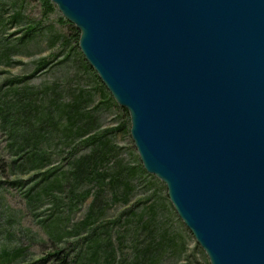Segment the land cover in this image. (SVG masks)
Returning a JSON list of instances; mask_svg holds the SVG:
<instances>
[{
	"label": "water",
	"instance_id": "obj_1",
	"mask_svg": "<svg viewBox=\"0 0 264 264\" xmlns=\"http://www.w3.org/2000/svg\"><path fill=\"white\" fill-rule=\"evenodd\" d=\"M211 264H264V0H51Z\"/></svg>",
	"mask_w": 264,
	"mask_h": 264
},
{
	"label": "rangeland",
	"instance_id": "obj_2",
	"mask_svg": "<svg viewBox=\"0 0 264 264\" xmlns=\"http://www.w3.org/2000/svg\"><path fill=\"white\" fill-rule=\"evenodd\" d=\"M80 35V30L51 0H0V111L5 103L11 104L10 110L16 113L14 120L21 129L36 127L37 122L24 118L40 114H51L59 121L58 125L65 126L66 114L77 118L71 104L80 99L83 106L79 111L91 112L96 120L89 134L96 133L100 137L93 145L79 147L71 159L67 158V146L64 147L61 139L47 132V137L38 144L30 142L17 153L11 144L10 129L3 124L0 113V253L3 249L27 247L26 254L11 264H61L60 258L49 257L48 253L85 238L67 256L65 264H79L78 259L73 261L72 258L79 250L83 255L80 261H88L84 256L96 248L99 260H93L92 264H120L121 253L115 262L107 259L111 250L109 241L117 244L128 220L132 226L151 220L155 210L159 230L167 231L176 236V242L184 243L176 252H166L158 264H210L204 249L178 216L165 183L149 173L140 160L130 134V112L116 102L110 89L86 61L79 47ZM7 48L12 49L9 62L3 55ZM43 58L49 59V64L36 71ZM23 76V81H11ZM30 104L39 110H30ZM122 123L129 126L128 132L111 131ZM48 125L45 129L54 132ZM104 143L111 157L98 166L97 172H109V182L121 171L117 178L122 174V179L132 187L127 199L120 196L122 186L117 200H113L116 196H113L112 186L106 183L101 189L100 178L94 176L93 162L83 178L65 174L71 169L72 160L89 154L92 147L101 149ZM63 149L65 152L61 153ZM43 152H47V159ZM95 162L98 164L97 160ZM44 173L50 174L44 178ZM15 180L24 183L17 184ZM30 187L33 188L31 198L26 193ZM88 189H92L91 194L85 197ZM101 190L103 193L97 196ZM87 218L89 224L78 234L68 233ZM41 219H46L45 223ZM51 227L67 234L59 240L53 238ZM141 239L145 240L142 235L127 237L126 253ZM127 257L132 259L128 253Z\"/></svg>",
	"mask_w": 264,
	"mask_h": 264
},
{
	"label": "trees",
	"instance_id": "obj_3",
	"mask_svg": "<svg viewBox=\"0 0 264 264\" xmlns=\"http://www.w3.org/2000/svg\"><path fill=\"white\" fill-rule=\"evenodd\" d=\"M27 33H30V30ZM20 40H23L22 36ZM7 49L8 50H6V52H4L3 55L6 61L9 62L10 53L12 49L11 48H7ZM48 64H49V59L47 60L43 58L41 62L38 63L36 71H38L39 69L43 67H46ZM24 78L25 76L12 79L11 81L13 82L23 81ZM79 100L78 102L71 104V111H73V113L77 115V118L73 119V116L69 115V113L67 112L68 114H66L65 116L68 122H66L65 126L58 125L59 121L54 120L51 114H48V115L40 114L39 116L37 115L36 117L24 118L26 120L30 118L31 121L33 119V121L37 122L36 127L31 126V130H26L24 128L21 129V127H19L18 122L14 120V116H13V114H16V113L11 111L12 105L5 103V105L1 107L0 113L2 115L3 124H6L7 128L10 129L9 134L11 136V144L15 148L14 151L19 153L21 150H24L27 146H29L30 142H34L35 144H38V142H40L41 140L47 137L46 132L47 134L48 133L52 134V137L54 138L59 137L62 143L64 144V147L65 146L68 147V148L65 147V149H67L66 152H67L68 159H71V157H73L77 153L76 151L78 150L79 147L95 144L100 139V137L96 133L89 134V132L90 130L94 128L96 120L94 118V115H92L91 112L82 113L81 111H79L81 106H83L82 102ZM23 106L27 107V105H23ZM30 106L32 105L30 104ZM34 109L39 110V108L36 105L32 106V108L30 107V110H34ZM96 109L97 108H95V110ZM36 113L38 114V112ZM46 125H48V127H51L54 132L50 131L48 128L45 129ZM128 127L129 126L127 124L122 123L121 125H119L117 129H111V131L121 130V132L122 131L128 132L129 131ZM71 137L73 139H70ZM74 139H77V142H75ZM12 146L11 148H13ZM101 146H102L101 149L98 148L97 146L92 147L91 152H89V154H84L82 157L79 156L80 158L78 157L74 159L75 161L72 160L71 169L65 172V174L69 173L79 179L83 178L88 173L87 168H90L89 165H91L93 162L94 163L93 170L96 169L94 176L98 175V177L100 178L99 182H101L100 184H102L101 189H103L102 187H104L106 183L109 186H112L111 189L115 193L113 196H116L113 198V200H117L119 196L117 193L118 192L120 193L119 187L122 186L123 190L120 196L124 197V199H127L129 197L130 192L132 191V187L129 182L122 179L123 177L122 174L121 176H119V178H117L118 175L122 173L121 171L120 173L118 172L119 173L118 175H113L111 181L109 182H107V177L110 174L109 172L107 171L100 172V173L97 172V169L99 168L98 166L102 162H108L111 157V154H108L107 151H105L107 150V148H105V143ZM63 152H65L64 149L61 150V153ZM43 155H44L43 156L44 159H47L46 158L47 152H43ZM32 159L38 161V158L35 156H32ZM94 159L97 160L98 164L95 162ZM20 169H22V166ZM131 173L133 174L134 171H131ZM49 174L50 173H44L43 174L44 178H47ZM39 181L40 180L36 181L35 184ZM15 183L20 184L24 182L23 180L21 181L15 180ZM32 190L33 188L30 187L26 192L29 198L32 197ZM91 190L92 189H88L86 191L85 197L91 194ZM102 193H103V190L99 191L97 196H100V194ZM91 212L92 214L94 213L92 209H91ZM45 221L46 219H41L42 223H45ZM127 223H128V226L124 229V231L126 232L125 234H123L124 233L123 231V233L120 235V241L117 244H115L113 240L109 241V245H111V250H110V256L108 257L107 255V259H110L112 262H115L117 259H119L118 255L121 253L123 255V258L119 262L120 264H124V262L125 263L128 262L130 264H158L160 258L166 252H176V250L181 249L182 246L184 247L183 242L178 243L175 241L177 239L176 236L173 237L172 235L168 234L167 231L162 232L159 230V226L157 224L158 223L157 222V211L155 210H153V218L151 220L142 222L134 226L129 224L130 223L129 220L127 221ZM88 224H89V218H87L86 220L84 219L80 223L76 224L74 229L70 230L68 233L78 234L81 231V229L84 228ZM51 228L52 229L50 231V236H52L53 238L55 237L58 240L61 239L65 234H67V232H64L62 230L57 229L56 231L55 227H51ZM131 235H133L135 238H139L142 235V238H144L145 240L143 241V239H141L139 242L133 245L132 250L129 249L130 251H128L127 253L130 255V257H132V259L129 260V258L127 257V253H126L127 246L125 245L124 242L127 239V237ZM84 239L85 238L73 241L67 244V247H65L66 246L65 245L64 248H57L54 251L49 252L48 256L58 257L61 260V264H65L67 256L73 252V249L75 247L78 246V244L80 243L79 241H83ZM142 243H145V244L142 245ZM26 250H27V247H20V248H16L12 250L3 249L0 253V264L13 263L19 257H22L23 255H25ZM98 251L99 249L97 250L96 248L94 252L90 253L88 256H84V257H87L88 261L86 260L80 261L83 259L81 250L77 251L76 254L72 258H73V261L74 259H78L79 264H92L93 260H99ZM96 264H100V263L98 262Z\"/></svg>",
	"mask_w": 264,
	"mask_h": 264
},
{
	"label": "bare ground",
	"instance_id": "obj_4",
	"mask_svg": "<svg viewBox=\"0 0 264 264\" xmlns=\"http://www.w3.org/2000/svg\"><path fill=\"white\" fill-rule=\"evenodd\" d=\"M130 134H131V132H130ZM137 149V148H136ZM138 151V150H137ZM138 154H139V152H138ZM139 157H140V155H139ZM140 160L142 161V159L140 158ZM154 175V174H153ZM164 183H165V185H166V182L165 181H163ZM166 189H167V193H168V187H167V185H166ZM170 199V198H169ZM172 203V202H171ZM173 205V204H172ZM174 207V206H173ZM178 216H179V214H178ZM180 217V216H179ZM183 221V220H182ZM183 223H184V221H183ZM185 224V223H184ZM186 225V224H185ZM195 237V236H194ZM206 253V252H205ZM206 255H207V253H206ZM207 257H208V255H207ZM208 259H209V257H208ZM209 262H210V259H209ZM210 264H211V262H210Z\"/></svg>",
	"mask_w": 264,
	"mask_h": 264
}]
</instances>
